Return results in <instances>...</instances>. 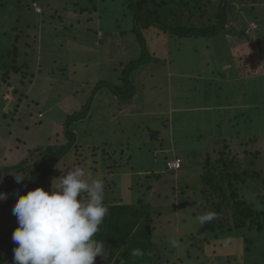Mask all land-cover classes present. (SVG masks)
Masks as SVG:
<instances>
[{
    "label": "rangeland",
    "instance_id": "1",
    "mask_svg": "<svg viewBox=\"0 0 264 264\" xmlns=\"http://www.w3.org/2000/svg\"><path fill=\"white\" fill-rule=\"evenodd\" d=\"M32 1L22 0L18 4L10 1L9 5L0 7V49L8 50L10 40L18 35L17 46L23 55H18L17 63H27L29 72L25 74L27 69L19 65L6 93H0L5 101V105H1L0 98V173L25 161L32 166L47 148L66 145L68 152L48 175L44 190L50 191L53 181L66 175L67 170L81 167L89 179L104 181L106 200H123L130 204L139 200L150 206L155 242L163 254L167 253L163 245L172 247L170 238L178 240L179 246L175 249L180 253L184 246V252L202 246L196 255L182 259L179 264H212L206 262V244L223 255V264H264V230L258 233L246 227L243 236L231 227L205 229L206 224L201 227L196 220L198 215L215 210L212 202H217L214 198L207 202L200 191L204 188L201 178L205 161L208 158L218 161L222 154L226 158L229 151L237 154L234 159L240 164L239 172L247 170L251 175L257 174V177L250 176L247 186L240 188V197L250 208L264 211V83L259 79L264 81V47L259 46L260 41L264 43V0H227L230 3L226 8V30L238 33L246 28L247 22L250 24L243 39L231 35L244 45L236 46L237 50L230 48V57L227 52L223 56L219 44L218 58L232 64L254 66L256 75L253 81L243 80L239 90H230L228 86L221 89L214 84L209 88L220 96L225 106L233 100L244 105V110L254 107L246 114L250 120L237 119L238 125L233 123L232 127L226 121L221 125L219 112H206L202 103H198L201 95L208 94L203 82L167 79V70H161L165 63L151 62L149 67L153 73L161 75L160 80L147 74L142 83L138 82L143 85L137 103L144 118H138L136 127L123 116L125 102L110 89H103L92 97L100 82L121 85L124 68L142 54L137 37L129 33L134 27L130 3L140 2L155 16L168 17L170 25L182 23L198 27L216 21L215 13L223 0H39L35 4ZM10 10H16L17 15L21 13L20 19ZM11 24L19 28L16 35L6 32L5 28ZM121 31H127L124 38L117 36ZM253 32L258 35L253 36ZM144 36L150 53H158V49L162 58L176 60V64L168 68L169 72L182 69L183 60L186 62L183 77H188L189 70L194 77L206 75L215 66L214 61H211L213 67L205 64L211 52L204 54L206 45H201L206 42L211 46L210 40L190 38L180 45L178 39L170 35L165 37L168 43L147 31ZM228 36L226 41H231ZM246 37L254 42H247ZM3 55L0 54V60L4 59L1 62L10 68L8 63L13 57ZM184 95L186 100L181 98ZM91 100L86 118L69 128L76 136L71 142L66 121L79 114ZM133 104L131 101L130 106ZM140 106L134 109L139 111ZM171 106L183 112L171 113L174 131L169 124ZM229 109L224 116H232L233 111ZM252 135L258 139L256 142L248 141ZM234 138L243 139L245 144L238 147V139ZM171 150L183 160L182 168L173 174L166 171L167 160L174 157ZM245 151L249 155L245 156ZM255 153L258 155L253 158ZM251 159H255V167L249 165ZM23 188L24 184L0 189L6 194V198L0 200V237L12 222V209L18 197L24 194ZM220 212L208 225L217 224L215 221L231 224L233 209L221 208ZM192 214L194 218L190 217ZM244 237L254 239L250 245L257 251L254 260L247 261L245 249L248 246H244ZM3 255L4 249L0 247V257ZM239 255H244V262ZM160 259L167 261L165 256ZM5 264H13V260Z\"/></svg>",
    "mask_w": 264,
    "mask_h": 264
},
{
    "label": "trees",
    "instance_id": "2",
    "mask_svg": "<svg viewBox=\"0 0 264 264\" xmlns=\"http://www.w3.org/2000/svg\"><path fill=\"white\" fill-rule=\"evenodd\" d=\"M10 1H16L18 4L22 0H0V7L3 5L7 6ZM37 1L39 0H33L32 3L35 4ZM229 3L230 2H227V0H223V2H220L215 13L216 21H214L213 24L206 25L204 23L198 27H195L193 25L188 26V24L182 25V23L178 25H170L166 21V18L168 17H163L158 14V17L155 16V14L151 12L149 8H143V4H141L140 2L130 3L128 7L130 6L129 9H131L133 12L132 14L134 27L130 30L129 33H132L137 37L139 45L142 48V54L138 59L130 62L124 68L121 75V85H114L109 82H100L94 88L92 97L94 98V96L101 90L108 88L114 95L118 96L119 100L123 102H129L133 98L134 94L136 93L134 75L152 62L153 53H150V50L147 46L148 43L145 39L144 31H147L149 34H153L155 36H157L158 34L159 37L163 36L164 34L170 35L171 37L186 39L214 38L219 35L229 34L243 39L246 34L245 29L250 24L249 22H247V25L244 24L246 28L240 30L238 33L226 30V24L228 20L226 8L228 7ZM19 5H17V8L19 7ZM10 12L11 14H13V16H15V18H17V20L19 18L18 16L21 15V13H18L17 15L16 10L13 12L10 10ZM87 12H89V10H87ZM94 13H97V11L95 10ZM161 18L164 20V22L160 20ZM260 22L256 21V24L259 23L258 25H261L262 22ZM5 29L6 32H12L16 35V32L19 28L18 26L11 24ZM141 29L143 30V32ZM100 32L101 31H98L99 34ZM104 33L108 34V32L106 31H104ZM126 34L127 31H121L117 36L119 38H124ZM257 35V32L255 34L253 32V36ZM246 38L247 42H254L252 38ZM100 40H103V37H100ZM19 41L20 38L18 35H16L14 37V40H10V48L8 50L0 49L1 57L2 54H8L10 58L11 56L13 57V59L8 63L10 68L6 67L7 65H5V63H2L4 60L3 58L0 60V71L2 70L0 72V89H2V87H6L5 89H8V87L12 83V75L17 74L19 71V65L27 69L25 70V74L29 73L27 63L19 62V65L17 63L19 57L18 55H23L19 52V47L17 46V44H19ZM257 42L259 44V40ZM260 43V48L264 47V43L262 41H260ZM239 59L242 58L240 57ZM217 63L220 65H225L219 61H217ZM3 93L4 92H2V94ZM16 94L17 91L15 90V95ZM0 98L2 102L1 105L4 106L5 101L3 100V95H1ZM91 104L92 100L83 107L82 111L79 114L70 116L66 121V127H68L69 129L74 122L86 118L88 112L90 111ZM238 117L241 118V116ZM67 136L69 137L71 142H74L76 136L70 131V129L67 132ZM231 137L233 138V136ZM236 137H239L238 134ZM249 140L251 142H256L258 139L254 136H251L250 138H248V141ZM243 141V139H238V147L239 145L241 146V144H245V142ZM67 147L68 146L65 145L58 148H47V151L41 152L40 158L38 160H35L32 166H29L25 161L5 171L6 173L1 172L0 189L2 187L9 188L15 185L24 184V188L22 190V194L24 193L23 195H26L28 191L35 190L38 187H42L43 189H45L47 186L46 180L48 175H50L54 166L68 152ZM49 151H51V153H49ZM244 155H249V152L245 151ZM257 155L258 154L254 155L253 158H255V156ZM236 157V153L229 151L226 158H224V155L222 154L218 161L212 162L209 158L205 161L203 169L204 175L201 178L202 186L204 188L199 190L202 192V195L207 202L212 201V198L217 200L218 204L217 202H212V205L216 207L215 210L213 209V212H215L216 215H219L221 213V208L229 209L231 207L234 212L229 219V221H231L230 225L225 224L222 221H215L218 223L212 225L206 224L205 229H224L226 227H231L234 231L238 230L239 232H241V234H243V236H245L242 231H244V229L248 227L249 230H255L256 232L260 233L264 230V211L250 208V206L247 205V201L240 197L239 193L241 187L247 186L246 184L248 183V178L250 176L257 177V174L254 173L251 175V173L249 174L248 172H246L247 170L239 172L240 164L234 159ZM255 163V159H251L249 161L250 166L255 167ZM170 173L173 174L174 172ZM4 174L7 175L4 176ZM13 174L22 175L25 179L22 182L18 183ZM156 179L159 180L160 176H156ZM206 188L210 191V193ZM104 204L108 208V215L105 217L103 224L100 226V231L96 234L95 238L103 243L105 256L103 259L100 256H97L94 261L96 262V264H179L182 259L192 258L193 255H196L198 248L200 250V248L202 247L198 246L194 251L184 252L186 248V246H184L182 252L180 253L173 247L169 248L163 245L162 248L167 251V253H164V255L159 251V245H157V243L155 242L156 236H154V227L151 226V213L150 206L148 204H143L139 200L135 204H130L126 203L125 201L123 202V200L114 202L108 201L106 199H104ZM179 209L180 208H178V210ZM205 210L208 209L205 208ZM190 217L194 218L195 215L192 214ZM11 219L12 222L9 225L7 232L0 237V247L4 249V255L0 257V264H5L10 259L13 260V249L17 246L12 241V233L14 232L15 228L18 227V222L14 214L12 215ZM244 239V246H246V244L248 246L245 249L247 261L254 260V256H257V251L255 250V248H250V245L252 244V242H254V239L248 237H244ZM208 241L209 240H206V242ZM205 248L207 263L223 264L222 259H224V257L219 251L211 250L210 246L208 247L207 244L205 245ZM134 249L140 250L143 253V256L133 257L131 253ZM163 256L167 258V261L160 259L163 258ZM238 257L241 259V261L244 262V255H239ZM172 259L177 260L170 262Z\"/></svg>",
    "mask_w": 264,
    "mask_h": 264
},
{
    "label": "clouds",
    "instance_id": "3",
    "mask_svg": "<svg viewBox=\"0 0 264 264\" xmlns=\"http://www.w3.org/2000/svg\"><path fill=\"white\" fill-rule=\"evenodd\" d=\"M14 177L18 183L25 179ZM54 181L50 191L30 190L13 206L18 222L12 233L17 245L13 264H94L97 256H105L103 243L95 238L108 215L104 181L89 179L81 167L67 170ZM5 198L0 192V200ZM215 218V212L207 211L196 220L202 227ZM169 243L173 248L179 246L175 238ZM131 255L142 257L143 253L134 249Z\"/></svg>",
    "mask_w": 264,
    "mask_h": 264
},
{
    "label": "crops",
    "instance_id": "4",
    "mask_svg": "<svg viewBox=\"0 0 264 264\" xmlns=\"http://www.w3.org/2000/svg\"><path fill=\"white\" fill-rule=\"evenodd\" d=\"M48 4L46 3V6ZM166 21L169 22V20L166 18ZM161 33V32H160ZM163 34V33H162ZM229 34H224V38L221 37V35L217 36V37H214V38H205L207 40H210L211 42V46L208 45L206 42H203L201 45H206L205 47V50L206 52L204 54H207L208 52H211V55H210V58H208L206 61H205V64L210 67L212 66L213 67V62L211 61H215L214 64L215 66L212 68H210L211 70L206 74V75H199V76H193L192 73L190 72L189 70V73L187 74L188 77H183V68L186 64V62L183 60L182 61V69H179V70H176V71H170L169 72V69L170 67H172L173 65L176 64V60H171V59H166V58H162L161 57V53L159 52V50L157 49L158 53H153L152 54V62H157V63H165L166 66L163 67V71H166L167 70V73H166V76H167V79H172V78H179V79H185V80H188V81H198V82H203L206 87L205 89H208V94L206 95H201V98L199 97L197 99L198 103H202V108L204 109V111L206 112H219V118L222 123L221 125L223 124V122H227V124L229 123L232 127L233 123L238 125L236 122L238 121L237 119H240L238 116H241V119H247V120H250V118L248 117V113L252 112L254 110V107H251V109L247 108L244 110V105H241L240 103L237 104L236 102H234L232 100V103L230 105H227L225 106L224 103H223V100L220 98V96H217L215 95L212 91L209 90V88H212V85L214 84L215 86H218L220 87L221 89L225 86H228L230 90H232L233 88H237V90H239V88L241 87V84H242V81L243 80H255L256 78V75L254 74V70L252 68H254V66H252V68H250L249 66L247 67L246 65H243V64H239L240 62H238V65L235 63L234 64V67L232 66L233 64L228 61V60H222L218 58V52L217 53V49L220 47L221 48V51L223 53V56L225 55L224 53L227 52V55H229L230 57L232 56L231 52L229 51L230 48L232 49H236V46L240 45V47H242L244 45V43L242 42H238V40L234 37H231V35ZM157 36L159 37V35L157 34ZM230 37L229 39H231V41H226V37ZM166 35L163 34V36L160 37V39L163 41V43H168L169 39L165 38ZM176 38V37H175ZM178 41L180 42L179 44L181 45L183 41H187L189 40L190 38H177ZM199 39H202L204 41L203 38H199ZM224 39V40H223ZM220 41V42H219ZM220 44V46H218ZM231 44V45H230ZM225 47L226 48V51H225ZM262 49V48H261ZM237 50V49H236ZM239 50V49H238ZM234 51V50H232ZM238 54V52H236ZM247 53V52H246ZM242 59H245L242 58ZM217 61L225 64V65H220L217 63ZM240 61V60H239ZM232 64V65H231ZM152 64L150 63L149 65L145 66L144 68H142L139 72H137V77L135 78L136 74L134 75V80H135V87H136V93L134 94L133 98L129 101V102H125L124 105H125V109L123 110V116L128 118L129 121L131 122V124L133 126L136 127L137 125V121H138V118L139 117H142L144 118V116H141L142 115V112L140 111L141 109V106H140V103L138 104L137 103V100H138V96H139V91L141 90L142 88V80L143 78H145L144 76H146L147 74H150V76L152 77H156L157 79L160 80L161 78V75L158 74V73H153L154 71H151L149 69V67H151ZM263 83V79L262 78H259ZM216 80H219L220 83H216ZM257 80V79H256ZM138 82H141V83H138ZM240 83V85H238ZM264 86V85H263ZM158 87L155 86L152 90L156 89ZM4 92L6 93V89L4 88L3 90V87L2 89H0V93ZM209 92H210V95H209ZM230 96H231V92L228 94V99H230ZM182 100L185 99V95L181 97ZM131 101H134V104L132 106L131 105ZM230 101V100H229ZM136 103V104H135ZM138 105L140 106L139 108V111H136V109H134V107ZM238 107H236V106ZM241 105V106H239ZM252 106H255V105H252ZM230 108V109H229ZM232 110L233 111V114L232 116H227L225 115L224 116V112L227 111V110ZM180 109H176L174 106H171V109L169 110V119H170V126L171 128L173 129L174 127V119H173V115H171V113H177V114H180V113H183V112H180L179 111ZM154 114V113H152ZM151 114V115H152ZM125 118V119H126ZM228 124V125H229ZM174 131V129H173ZM253 136V135H252ZM251 137V136H250ZM249 137V138H250ZM171 154L174 155V152L171 150ZM176 156V157H175ZM168 159V157H167ZM166 159V160H167ZM169 160H180L181 163L183 162L182 159H180L179 157H177V155H174L173 158H170L167 160V162ZM166 162V163H167ZM179 171V170H178ZM178 171H175L174 173H177Z\"/></svg>",
    "mask_w": 264,
    "mask_h": 264
},
{
    "label": "built area",
    "instance_id": "5",
    "mask_svg": "<svg viewBox=\"0 0 264 264\" xmlns=\"http://www.w3.org/2000/svg\"><path fill=\"white\" fill-rule=\"evenodd\" d=\"M180 160H171L166 163V171L167 172H175L181 168Z\"/></svg>",
    "mask_w": 264,
    "mask_h": 264
}]
</instances>
